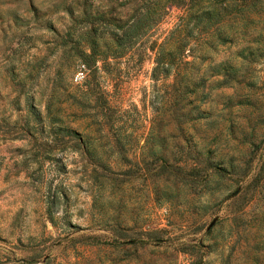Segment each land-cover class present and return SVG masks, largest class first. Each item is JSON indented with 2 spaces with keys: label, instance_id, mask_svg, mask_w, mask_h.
<instances>
[{
  "label": "rangeland",
  "instance_id": "374dc122",
  "mask_svg": "<svg viewBox=\"0 0 264 264\" xmlns=\"http://www.w3.org/2000/svg\"><path fill=\"white\" fill-rule=\"evenodd\" d=\"M142 2L0 0V264H264V2L201 44L180 100L138 40L96 69L97 101L72 102L86 73L73 39L94 26L101 47ZM165 9L150 37L181 12ZM160 155L196 165L197 183Z\"/></svg>",
  "mask_w": 264,
  "mask_h": 264
},
{
  "label": "trees",
  "instance_id": "16d2710c",
  "mask_svg": "<svg viewBox=\"0 0 264 264\" xmlns=\"http://www.w3.org/2000/svg\"><path fill=\"white\" fill-rule=\"evenodd\" d=\"M263 2L264 0H179L178 2L175 0H143V7L135 10L131 19L124 24L117 23L116 28L110 32V37L102 39L101 47L94 43L96 28L94 26L88 27L86 33L90 34L91 38L87 39L83 36L82 41L85 43L80 44V39L75 37L73 45L68 47V50L74 49V57L82 60L86 71L79 83L80 88H77L75 94L69 95L72 97L71 101L80 106L90 105L91 100L97 101L103 92H98V95L94 92L96 83L94 72L96 69H104L107 56L122 55L138 40L141 43H148L146 47L152 52L151 78L173 87V100H180L187 91L191 90L188 87L189 67L194 58L202 57L201 44L211 46L212 40L226 41L228 34L221 26L223 20L229 16L231 18L237 17L236 14H239L242 9L256 7L257 4L260 5ZM167 3L178 5L181 12L168 29L150 37V29L163 17ZM227 8H230L229 11L223 15L222 12ZM113 19L115 20V18ZM97 61H101V63L94 65ZM169 75H171L170 81H165ZM170 96H172V92ZM48 103L49 101L46 104V115L49 116L51 112ZM33 115L38 117V112H34ZM151 122L145 138L151 134ZM105 125L112 127L114 141L119 148H123L124 142L120 140L125 135L122 123H114V119H111L109 124L105 122ZM51 129L53 132H56L57 129H63L64 135L77 134L72 128L58 124L56 127L52 125ZM80 138L79 141L82 142L83 140ZM82 148L88 151V146L85 144ZM155 152L151 151V154ZM156 160L162 171L170 173L190 186L197 183L195 180L196 165L170 163L165 155H160ZM211 168L218 169L214 166ZM188 264H193V262L190 261Z\"/></svg>",
  "mask_w": 264,
  "mask_h": 264
},
{
  "label": "built area",
  "instance_id": "2783aa9c",
  "mask_svg": "<svg viewBox=\"0 0 264 264\" xmlns=\"http://www.w3.org/2000/svg\"><path fill=\"white\" fill-rule=\"evenodd\" d=\"M77 73H78L79 76H82V71H81V69H79Z\"/></svg>",
  "mask_w": 264,
  "mask_h": 264
}]
</instances>
